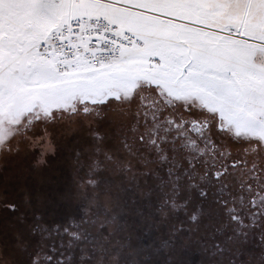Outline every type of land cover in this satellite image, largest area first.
<instances>
[{
	"label": "snow or ice",
	"instance_id": "obj_1",
	"mask_svg": "<svg viewBox=\"0 0 264 264\" xmlns=\"http://www.w3.org/2000/svg\"><path fill=\"white\" fill-rule=\"evenodd\" d=\"M0 264H264V0H0Z\"/></svg>",
	"mask_w": 264,
	"mask_h": 264
}]
</instances>
